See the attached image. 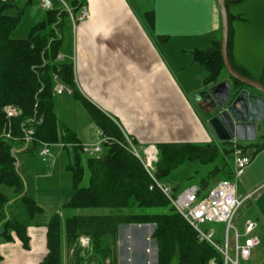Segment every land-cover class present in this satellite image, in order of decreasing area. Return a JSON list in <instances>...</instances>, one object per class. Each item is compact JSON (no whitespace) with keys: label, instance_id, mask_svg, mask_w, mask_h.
Wrapping results in <instances>:
<instances>
[{"label":"crops","instance_id":"1","mask_svg":"<svg viewBox=\"0 0 264 264\" xmlns=\"http://www.w3.org/2000/svg\"><path fill=\"white\" fill-rule=\"evenodd\" d=\"M36 2L40 7L37 10L30 9V12L34 10L29 15L30 22L27 25L30 31L33 25L43 19L47 10L41 7V0H12L14 6L21 8L20 18L24 17L27 8ZM82 2L88 6L89 17L76 22L68 14L63 17V30L67 32V41L64 33L61 56L62 59L69 58L73 61L77 87L84 97L106 116V126L111 134L114 133L112 135L120 134L124 138L129 136L141 148L148 145L157 147L159 143L172 142L207 144L225 142L217 137L209 124L211 116L208 115V111L211 109V99L208 89L226 80L230 81L234 88L237 87L225 65L224 68L214 70L208 64V60L197 55L200 51L216 48L218 40L221 41L222 15L218 0H82ZM227 7L232 32L230 51L228 48L230 60L238 71L241 70L250 78L263 83L264 0H230ZM75 11L77 14L80 13L79 9ZM58 82L56 79L54 94L57 93L55 86ZM68 94L80 100L84 108L89 110L72 91ZM54 110L59 122L74 131L81 143H96L99 140L98 132L102 129L91 112L92 117L87 120L80 135L75 126H68L60 120L55 109V101ZM239 141L244 147L245 154L252 159L244 168L241 178L245 176V184L240 186L238 183L237 193L242 198L253 193L248 200L257 194L255 216L264 219V177L259 182L250 180L256 170L264 176V163L258 161L264 154V141L257 139L253 142ZM226 143L231 146L230 140ZM52 144L65 150L61 142ZM260 144L262 146L257 150ZM16 146L17 164L26 180V191L34 197L42 211L31 216L25 209L24 215L18 207L21 201L15 202L10 208L9 214L26 224L29 242L28 246H25L15 233L13 240H1V264H43V259L49 252V222L56 213L62 216L63 214L60 210H54L44 215L45 206L40 201V195L38 196L43 193L38 176L53 177L57 171L65 173L68 182L70 156L65 150L69 157L67 163L62 155L58 157L60 152L57 156L51 154L47 160H43L38 152L39 145L16 142ZM249 148L255 150L251 153L252 157L248 154ZM25 175H29V182ZM63 189L62 196L52 197L53 209L59 202L65 204L72 196L73 179L72 186L67 184ZM0 190L13 195V189L2 184ZM148 225L150 223L142 226L139 224L123 226L115 249L104 261L94 257L92 244L91 248H83L80 241L77 245L82 248L86 264H90L91 260L93 264H98L96 260L98 262L100 260L101 264L104 262L110 264L114 256L115 264H118L120 259H123L120 254H123L121 248L125 247L124 242L122 243L123 229L126 227L128 230L127 239H134L136 230L144 229L146 240L151 230ZM132 244L131 247L126 246L130 250L128 252H133ZM74 251L75 249L68 251L63 242V264L72 263ZM129 260L132 258L129 257Z\"/></svg>","mask_w":264,"mask_h":264},{"label":"trees","instance_id":"2","mask_svg":"<svg viewBox=\"0 0 264 264\" xmlns=\"http://www.w3.org/2000/svg\"><path fill=\"white\" fill-rule=\"evenodd\" d=\"M74 2L76 10L82 0ZM10 6H14L12 0H0V184L13 189V195L0 190V241L13 240L15 233L28 246L26 224L9 214L15 202H23L31 216L42 211L26 191V180L17 166L18 157L13 149H17L16 142H23L8 139L2 133L8 130L14 136H20L23 123L42 117V122H33L36 127L33 145L37 146L40 141L61 142L70 156L68 168L73 175L74 192L64 207L109 209L107 213H75L65 220L60 213L53 215L48 225L49 252L43 264H63V242L68 251L75 249L73 264H86L77 247L83 235L90 237L94 257L104 261L115 249L123 226L147 223L155 225L153 239L157 246V264H210L212 259L214 264H224L223 254L209 242L199 239L197 231L166 195L157 187L150 188L153 180L141 160L123 145L126 139L108 131L106 116L77 87L73 61L61 56L62 20L68 13L56 5L33 25L27 37L15 38L12 32L21 14L20 11L9 14ZM231 40L230 28L229 51ZM220 42L218 40L214 49L197 53L201 59L208 60L214 70L224 68ZM56 78L86 104L102 131L111 138L104 143L99 156L88 155L90 180L87 186L80 185L85 174L84 144L74 131L59 122L54 110ZM10 105L19 107L20 115L9 117L6 108ZM157 147L160 157L156 176L171 185L175 193L187 187L185 179L192 180L195 176L191 173L177 176L183 167L190 172L196 164H213L198 182H188V185L198 184L202 196L218 181L232 178L233 168L216 143L172 142L159 143ZM13 198L17 199L9 203ZM111 259L110 264H115V256ZM1 261L0 253V264Z\"/></svg>","mask_w":264,"mask_h":264},{"label":"built area","instance_id":"3","mask_svg":"<svg viewBox=\"0 0 264 264\" xmlns=\"http://www.w3.org/2000/svg\"><path fill=\"white\" fill-rule=\"evenodd\" d=\"M42 6L45 10L53 9L56 3L62 5V9L65 10L73 21L83 20L89 17V9L86 3L81 2L79 6L80 13L75 11L74 0H41ZM60 57V56H59ZM57 79V78H56ZM64 91L71 92V89L61 83L60 81L55 86V92L63 93ZM7 115L9 117L18 116L21 113V109L14 105H10L6 108ZM43 118L39 120L30 119L26 123H23V130L20 136H14L11 131L5 130L2 135L8 139L19 141L21 140L26 145H32L35 141L36 127L33 122H42ZM99 140L91 145L90 154L99 156L103 152V145L111 138L107 136L102 130L99 132ZM126 141L123 145L131 151L136 157H138L143 163L145 169L149 173L153 184L150 188H159L166 197L170 200L172 205L175 206L187 221L197 231L198 237L201 241H207L218 249L224 256V264H241V259L249 261L252 257L253 249L258 247L261 243V239L258 235L254 234L257 228V222L248 219L245 222L244 242H240L241 233L237 226L234 224L237 212L243 203L250 198L253 193L242 198L237 193V185L239 179L243 174L244 168L248 165L251 158L245 154L243 145L239 139L232 138L230 140L232 146L233 155V175L234 179H222L212 186L205 195L200 194V187L198 184H191L178 193H175L171 185L160 181L156 176V164L159 161V150L155 145H148L146 147H138L129 136H126ZM39 155L43 160H47L52 154V143L48 141H40ZM225 222L226 226V243L224 245L214 240V231L210 229H203L202 224L206 222ZM149 224V223H148ZM142 226V224H139ZM145 225V224H143ZM154 224H150V233H148L146 240L154 241L153 230ZM231 229H235L234 244L231 245V239L229 232ZM81 246L83 248H91V239L89 236L83 235L79 238ZM157 247V246H156ZM231 248L236 253V258L230 255ZM154 248L151 246L146 247V252H152ZM157 253V252H156ZM264 264V263H260Z\"/></svg>","mask_w":264,"mask_h":264},{"label":"rangeland","instance_id":"4","mask_svg":"<svg viewBox=\"0 0 264 264\" xmlns=\"http://www.w3.org/2000/svg\"><path fill=\"white\" fill-rule=\"evenodd\" d=\"M34 4V3H33ZM41 4V3H40ZM57 6H59V8H62V5L56 3ZM28 7V6H27ZM40 7V5H38V2H36L34 5H30L29 8H27V12H25V16L20 18V22L18 24V28L14 31L13 36L14 37H23V36H27L29 34L30 28L29 26V22H30V13L33 12L34 10H37ZM41 7L43 8L42 4ZM30 9H34L33 11L30 12ZM44 9V8H43ZM21 10V8H18L16 6H10L7 10V12L9 14H18V12ZM23 16V15H22ZM65 17V16H64ZM66 19V18H65ZM64 25V24H63ZM62 25V26H63ZM62 26L60 27L62 29ZM24 29V31H23ZM63 33H65V39L67 41V32L63 30ZM248 88L253 89L254 91H258L257 89L251 87V86H247ZM68 91H64L63 93H55L54 94V101H55V109L57 112L58 117L60 118V120H62L63 122H65L66 124H68V126H72V127H76L78 129V132L80 135H82V129L83 126L87 123V120L91 119L92 115L90 113V111L87 108H84V105L82 104V102L80 100H76L74 99L73 95H69ZM85 115H87L85 117ZM209 115V114H208ZM95 139V138H94ZM257 140L263 142L264 141V122L262 123V128L259 132L258 138ZM96 141V140H95ZM95 143V142H93ZM93 143H84V153H83V165L85 166V174H84V178L82 180V182L80 183L81 186H87L89 184V180H90V171L87 165V157L88 155H90L91 152V145ZM220 149H222L221 152L223 155H225V159L229 162V166L230 168L234 170L233 167V155L232 152H229L228 149L232 150V146H230L228 143L222 142V144H218ZM226 148V149H224ZM52 154L53 156H57L58 152H60L58 157H61V155L66 159V163L69 160V157L66 153V151L62 148H60L58 145H52ZM62 149V150H61ZM228 151V152H227ZM255 150H253V148H249L248 150V154L252 157L251 153H253ZM21 160L22 159V156ZM252 159V158H251ZM260 160H258L259 162H263L264 163V154L262 156H260L259 158ZM59 160V159H58ZM22 162V161H21ZM65 163V164H66ZM218 163H220V161H218ZM215 164V163H214ZM66 166V165H65ZM213 167V164L210 165H200V164H196L194 165V167L191 169V171H186V168L183 167L181 169V171L177 172V176H181L183 174L185 175H190V173L192 175H195L194 178L192 180L190 179H185L184 182L187 183L186 186L188 185V182H192V183H196L198 182L200 179V177L202 175H205L208 170H210ZM199 170V171H196ZM68 173V182H66V176L65 173L63 174L62 172H57L53 175V177H44L42 174V176H38L39 178V184L42 188V192L38 194V196L40 195L39 198L41 202H43L44 206H45V211H44V215H48L50 212L55 211H59L63 214L62 218L63 220H65L66 217L75 214V213H107L109 212L108 208H79V209H71V208H66L64 207V204H60V202L55 206V209L52 208L53 206V200L52 197L54 195H63V187H65L67 184L69 186H72V174L69 171H67ZM26 179L30 180L29 175H25ZM263 174H259L258 170L254 171L252 177L250 178V180L252 181H257L259 182L260 180H262L263 178ZM33 178V177H32ZM217 179V178H215ZM230 179H234V175L232 173V178ZM248 180V177H247ZM245 176H242V178L240 177L239 179V185H244L245 184ZM215 185V184H214ZM213 185V186H214ZM38 193V192H37ZM36 193V194H37ZM259 194V193H258ZM42 196V197H41ZM257 197V194L252 198V199H247L243 205L239 208L236 218L234 220V224L237 226L238 230L241 233V238H240V242H244L245 240V236H244V231H245V222L249 219L248 217H252L254 221L257 222V228L254 231V234L258 235L261 239V243L258 247L253 249L252 252V257L250 258L249 261L241 259L240 263L241 264H260V263H264V219H262L261 217H256V211L257 208L255 206V199ZM44 200V201H43ZM18 207L19 209H21L25 215V209L26 206L23 202H19L18 203ZM27 212V210H26ZM16 216V215H14ZM17 216H19L17 214ZM149 226V225H148ZM226 226L227 224L225 222H216V221H211V222H206L204 224H202V228L203 229H210L212 231H214V240L222 245H224L226 243ZM139 228V227H138ZM144 229H140L136 230L137 233L134 236V239H127V234H128V230L126 229V227L123 229V237H122V243L124 242L125 247L121 248V250L123 251V254L120 253L123 256V259L119 261L118 264H157V247L155 244V241H148L145 240V234H144ZM132 232H134V230H132ZM135 234V233H134ZM230 235V239H231V245L234 244V236H235V229H231L229 232ZM127 240V241H126ZM133 244H132V243ZM132 244V249L131 251L133 252H128L130 251L128 248H126L127 245H129L128 247H131ZM145 246H151V248H154L152 250V252H145ZM78 248H80L81 254L82 253V248L77 246ZM130 253H132V255H129ZM230 255L233 258H236V253L234 251V249L231 248L230 251ZM83 257H85L84 255H82ZM129 257L132 258V260H129ZM125 259H126V263H125ZM90 260V258H89ZM124 260V261H123ZM92 261V260H91ZM90 264H93L91 263ZM98 264H101L102 262H98V260H96ZM73 264V263H71ZM105 264V262H104ZM210 264H214V260L212 259ZM232 264V263H230Z\"/></svg>","mask_w":264,"mask_h":264},{"label":"water","instance_id":"5","mask_svg":"<svg viewBox=\"0 0 264 264\" xmlns=\"http://www.w3.org/2000/svg\"><path fill=\"white\" fill-rule=\"evenodd\" d=\"M222 15L221 52L225 68L234 80L222 81L208 89L211 99L209 124L222 141L237 138L242 141H255L264 122V84L239 72L232 64L229 52V14L227 0H218ZM251 86L258 91H250ZM240 86V87H239ZM17 153V149H13ZM18 166V164H17ZM15 199L10 200L12 203Z\"/></svg>","mask_w":264,"mask_h":264}]
</instances>
